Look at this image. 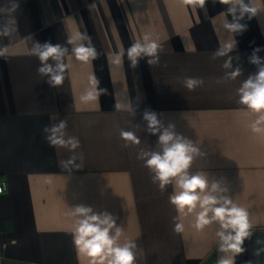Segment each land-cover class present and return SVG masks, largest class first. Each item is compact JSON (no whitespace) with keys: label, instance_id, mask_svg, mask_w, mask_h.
<instances>
[{"label":"crops","instance_id":"1","mask_svg":"<svg viewBox=\"0 0 264 264\" xmlns=\"http://www.w3.org/2000/svg\"><path fill=\"white\" fill-rule=\"evenodd\" d=\"M253 3L260 12L241 21L247 28L234 35L229 53L242 75L222 83L226 57H210L233 37L219 27L229 6L219 0H19L14 13L0 17L13 29L0 39V48L7 47L0 57V179L7 182L0 193V264H90L73 243L75 220L68 212L79 204L116 217L120 243L135 240L136 264H216L215 226L197 231L194 212L184 218V232L175 233L173 186L161 191L137 159L141 149L159 148L147 132L146 109L198 144L203 155L191 172L223 180L228 195L249 211L253 235L235 264H264V255H253L256 240L264 239V133L251 131L256 115L237 103L236 92L257 71L249 62L253 50L264 49V0ZM9 7L10 0H0V8ZM77 32L91 37L99 57L84 64L69 55L64 82L52 87L37 73L32 49L37 42L65 45ZM145 34L162 46L159 64L150 67L144 58L132 68L125 56L109 65ZM258 55L264 58V50ZM93 74L108 94L85 104L80 96ZM185 77L205 83L189 91ZM116 103L123 105L119 111ZM64 119L68 135L80 141L75 153L43 139L44 126ZM121 130L134 132L140 144L125 147ZM73 154L80 167L59 166Z\"/></svg>","mask_w":264,"mask_h":264},{"label":"clouds","instance_id":"2","mask_svg":"<svg viewBox=\"0 0 264 264\" xmlns=\"http://www.w3.org/2000/svg\"><path fill=\"white\" fill-rule=\"evenodd\" d=\"M188 2V0H185ZM203 2V0H202ZM216 3L217 0H212ZM222 4L229 5L220 22L219 27L233 38L226 41L222 47L214 50L211 59L225 58L222 68L224 77L217 81H235L241 77V69H233V57L229 55L236 47L234 35L243 33L247 25L241 21L248 17L252 19L260 10L253 0H219ZM19 0H10L9 8H0V17H7L19 8ZM231 16V21L227 16ZM12 21L5 19L0 21V39L10 38L12 35ZM67 45H72L71 49ZM161 44L151 39L150 34L143 36V42L136 41L126 50L116 53L108 59L109 65H120L126 56L130 67H137L141 59L147 58V64L151 67L159 64V52ZM264 49L259 47L253 50L249 62L257 67L254 74L240 82L236 90L239 97L237 103L246 111L256 115L249 127L253 133H264V58L258 53ZM7 52V47L0 48V57ZM32 54L39 60L37 73L47 80L52 87L62 85L66 78L68 64L66 58L69 55L80 63H91L99 57L91 37L86 32H77L71 36L65 45L59 43L37 42L32 49ZM203 78L185 77L183 86L189 91H195L203 87ZM108 90L100 86V80L94 74L89 77V87L80 96L82 103L97 101L101 95H107ZM116 95V93H115ZM123 105L115 104L119 111ZM133 116L135 109H130ZM143 120L147 123V132L157 137L158 150H143L137 154V159L144 162V166L153 174L152 183L161 191H165L169 185L173 186L169 195V203L175 208L177 215L172 218L173 231L183 233L185 217L195 212V222L192 225L197 231H202L208 226H215L218 237V250L221 253L216 264H235V257L246 251L243 247L246 240L253 235L252 224L249 219V211L238 206L228 195L229 188L223 180H210L202 171L195 173L190 169L194 160L203 155L198 144L179 134L174 124L165 126L158 118V114L152 110L143 112ZM67 119L59 123H51L41 130L43 139L52 147H62L75 153L80 147V141L75 136L68 135ZM121 138L125 141V147L129 144L139 145V137L131 131H120ZM77 157L73 154L66 160L60 161L59 166L69 169L76 165ZM199 209V211H196ZM68 214L75 220L73 231V243L79 255L90 258V264H136L137 245L135 240H127L120 243L122 227L117 226L116 217L107 211L97 212L91 206L83 204L69 208ZM257 247L253 255H264V239L258 238ZM246 264H253L252 260Z\"/></svg>","mask_w":264,"mask_h":264},{"label":"built area","instance_id":"3","mask_svg":"<svg viewBox=\"0 0 264 264\" xmlns=\"http://www.w3.org/2000/svg\"><path fill=\"white\" fill-rule=\"evenodd\" d=\"M7 190V182L5 179H0V193H4Z\"/></svg>","mask_w":264,"mask_h":264}]
</instances>
